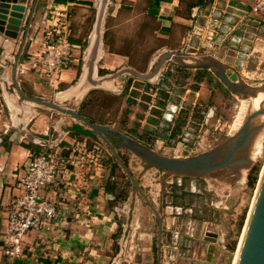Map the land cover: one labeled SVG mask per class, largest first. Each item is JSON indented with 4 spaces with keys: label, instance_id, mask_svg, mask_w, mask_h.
<instances>
[{
    "label": "rangeland",
    "instance_id": "obj_1",
    "mask_svg": "<svg viewBox=\"0 0 264 264\" xmlns=\"http://www.w3.org/2000/svg\"><path fill=\"white\" fill-rule=\"evenodd\" d=\"M208 1L211 2L206 0ZM147 4L148 0L105 1L99 26L101 48L99 58L94 62L95 71H98L97 76L111 74L124 66L140 73L148 70L152 56L162 49L164 41L157 35V22L147 13ZM88 5L89 7L78 11L73 23L70 20L73 13L68 18V27L71 29L69 38L79 41L78 57H75L74 63L76 74L69 84H73L79 77L87 56V41L98 1L92 0ZM59 10L60 8L55 9ZM235 20L234 18L231 22L235 23ZM260 24L251 23L247 27L253 31L247 28L244 30L245 26L241 25L233 30L231 36L238 42L234 55L230 56L233 68L241 80L249 84L264 83V29H254L255 25L259 28ZM229 41H224L225 48H228ZM183 51H193L192 56L201 57L205 49L185 48L181 50ZM184 55L188 62H191L188 54ZM229 55L230 51L224 57L229 59ZM118 79L121 83L117 89L99 87L89 90L75 105L77 111L94 122L117 128L163 155L181 156L196 153L234 131L232 123L237 118L241 98L225 88L210 69L186 68L167 60L162 63L153 80H142L126 73L119 75ZM57 87H61L60 84ZM251 110L247 101L240 113L242 118ZM54 114L62 116L57 112ZM50 133L55 135L54 131ZM259 133L260 148L254 153H251V148L249 149L250 164L248 168L241 169L240 176H218L212 173L213 175L207 177L213 180L210 182L212 187L209 185L207 187L217 190L221 195L219 199L212 198L220 201V207L210 208L217 210L212 212L218 215L217 223L221 225L225 234L234 220V249L238 244L264 159V127ZM62 146L59 153L69 155V160L73 161L70 168L76 174H80V178H77L80 183L87 180V175H94V172L100 169L95 178H100L99 187L107 190L111 196L106 209L108 213L114 214V232L112 231L110 235L113 241L108 253L115 257L121 229L127 225L125 233L128 231L129 236L126 241L132 246L128 250L129 258L133 257L132 252L137 246L143 247L141 264H150L152 257L147 253V248L152 221L149 220L148 208L139 194L133 192L129 179L105 144L96 137L85 139L76 135L73 141L69 140V144L63 141ZM115 152L148 199L155 198L157 189H154L149 179L143 176L145 171H148L155 183L158 182V186L166 188L169 184L178 183L176 182L178 179L172 175L147 166L125 149L115 148ZM253 168L256 169L255 178L254 182L249 184L248 176ZM92 178L90 180H93ZM224 180L227 181L226 184L221 183ZM181 184L192 186L199 184L205 187V183H199L193 178L182 180ZM206 191H203L199 198L189 196L185 200L205 202L212 196L211 192ZM125 203L129 204L128 211H125ZM217 252H220L219 255ZM233 256V251L217 250L211 257L210 264H232ZM194 260L195 264H200L204 260V255H198Z\"/></svg>",
    "mask_w": 264,
    "mask_h": 264
},
{
    "label": "crops",
    "instance_id": "obj_2",
    "mask_svg": "<svg viewBox=\"0 0 264 264\" xmlns=\"http://www.w3.org/2000/svg\"><path fill=\"white\" fill-rule=\"evenodd\" d=\"M30 1L26 0V5ZM90 1L92 0H35L19 62L16 65L15 83L11 78L10 69L20 46V37L11 39L0 34V264L9 262L2 255V231L6 207L12 198L22 193L19 179L25 171L27 161L31 155L47 149L59 152L63 147V141L66 144H69V140L73 141L75 136L70 135L73 124L85 128L68 115L56 116L52 111L53 116H50L39 111L38 105L29 104L31 102L17 94L15 86L26 96L52 99L64 106H75L89 90L99 88L90 86L84 76L83 92L76 103L72 102V92L82 76V70L77 80L69 84L76 74L74 63L75 57H78L79 45V41L71 38L74 45L71 49V63L62 71L53 87L49 86L47 80L29 66L32 55L41 50L42 28L49 23V18L58 15L67 20L69 25L70 14L73 13V17L70 18L73 23L78 11L89 7ZM97 1L99 5V0ZM252 2L253 0H211V2L148 0L147 13L154 17L157 22V35L164 41L160 51L180 50L181 52L185 48L196 50L203 47L205 49L203 56H213L225 40L231 41L234 30H232L234 23L231 21L235 18L236 22L238 18L244 16ZM26 5L20 29L27 14ZM59 8V11H55ZM94 24L95 18L89 33L87 48L91 42ZM257 29H264V21ZM99 48H101L100 44ZM223 48L220 61H223L224 55L229 50L225 46ZM181 53L188 54L189 58L194 57L193 51ZM98 58L99 55L95 61ZM231 66L233 67V63ZM121 68L123 67L119 69ZM97 72L94 68V74L92 73L90 77L96 79L94 75L97 76ZM118 77L119 75L107 80ZM116 82L118 85V81ZM59 84L61 87H57ZM58 96L62 97L58 99ZM51 131H54L55 135H52ZM77 136L91 139L89 136ZM99 170L82 184L76 181L77 186L74 187L76 190L71 195V192L68 194L61 189V192L56 190L57 195L52 194L50 189L44 190V195L53 198L59 206L64 208V218L55 225L45 224L39 230L27 231L23 238L22 256L16 262L17 264H120L119 257H117L118 260L116 258L118 253L115 257L108 253L113 241L110 235L114 232V214L108 213L106 209L111 196L107 190L99 187L100 178H95L100 173ZM91 177L93 180H90ZM145 177L149 179L154 189L158 188V182L155 183L150 174L147 173ZM124 207L125 211H128L129 204L125 203ZM125 211L122 210V212ZM127 264L131 263L127 262Z\"/></svg>",
    "mask_w": 264,
    "mask_h": 264
},
{
    "label": "water",
    "instance_id": "obj_3",
    "mask_svg": "<svg viewBox=\"0 0 264 264\" xmlns=\"http://www.w3.org/2000/svg\"><path fill=\"white\" fill-rule=\"evenodd\" d=\"M105 1L99 0L93 30V40L90 42L84 62V65L87 67L85 77L90 86L99 87V84L104 80L123 73L149 81L156 75L162 63L169 60L186 68L210 69L225 88L231 93L239 95L241 100L248 101L253 99L258 93L264 95V83L249 84L242 81L231 66L232 60L230 56L234 55L235 48L238 46V42L233 38V40L231 39L227 43V49L229 50H227L226 54L230 51L231 55H229V59L223 58V61H220V59L222 58L221 53H223V47L226 44L224 42L218 50L220 54L215 53L213 56L190 57L191 62H188L187 57L180 51H159L152 56L149 68L144 73L137 72L130 67H123L109 76H101L98 79L91 78L90 75L93 73V65L99 48L98 28L103 15ZM34 2L35 0H31L26 5V0H0V34L11 39L20 37V46L10 69L11 78L14 83L16 65L19 62ZM25 5L27 6V14L20 29ZM247 30L253 31L250 28H247ZM15 89L21 98L38 105L40 107L39 111L50 116H53L52 111L68 115L74 120L79 121L89 130L91 135L101 140L129 179L133 192H137L152 211L154 209L149 200L142 192L137 180L130 174L127 166L118 157L115 148L127 150L142 163L168 175L207 178L214 171L222 170L223 174L221 176L231 175L232 177H238L241 174V169L248 168L250 164L248 154L251 143L257 133L264 127L263 96L258 106L248 112L242 118L241 123L236 129L228 136L221 137L212 145L190 155H163L113 126L89 121L77 111L75 106H64L54 101L26 96L17 86H15ZM239 237L236 255L235 257L233 256L234 260L232 264H264V159L257 176L253 195Z\"/></svg>",
    "mask_w": 264,
    "mask_h": 264
},
{
    "label": "built area",
    "instance_id": "obj_4",
    "mask_svg": "<svg viewBox=\"0 0 264 264\" xmlns=\"http://www.w3.org/2000/svg\"><path fill=\"white\" fill-rule=\"evenodd\" d=\"M262 21L264 0H253L244 16L234 23L232 30L241 25L246 30L251 23L257 25ZM40 45L41 50L32 55L29 66L53 87L72 59L71 49L74 45L69 38L67 20L58 15L50 17L49 23L42 28ZM71 165L73 161L69 160V155L48 149L31 155L27 161L25 171L19 179L22 193L12 198L6 207L2 255L9 261L8 264H17L21 258L23 238L27 231L39 230L45 224L55 225L63 220L64 208L43 192L45 189H50L55 195L56 190L68 194L71 192L70 195L75 192L74 187L77 186L80 174H76L70 168ZM90 176L87 175V178Z\"/></svg>",
    "mask_w": 264,
    "mask_h": 264
},
{
    "label": "flooded vegetation",
    "instance_id": "obj_5",
    "mask_svg": "<svg viewBox=\"0 0 264 264\" xmlns=\"http://www.w3.org/2000/svg\"><path fill=\"white\" fill-rule=\"evenodd\" d=\"M213 173L221 176L223 171L216 170ZM172 177L178 179L176 180L178 183L169 184L166 188L159 185L155 198H147L154 211L144 202L150 214L149 220L152 221L147 248V253L152 257L150 264H195L194 259L198 255H204V260L200 264H210L211 257L217 250L233 251L234 255L236 250L234 249L235 223L233 220L226 234L221 225L217 223L218 215L212 211H217L214 209L220 207V201L212 200V198L219 199L221 195L217 190L207 187L213 180L210 178L208 180L206 178H193L199 183H205L204 187V185L199 184L195 186L181 184L182 180L192 179L190 177L174 175ZM209 187L212 186L209 185ZM206 190L211 192L212 196L207 198L208 200L206 199L205 202L192 199L185 200L189 196L199 198ZM193 193L196 195H191ZM212 206L215 208L211 209ZM126 227L128 226L122 227L120 240L117 242L119 245L117 252L119 263L141 264L140 258L144 251L143 247L137 246L132 252L133 257L129 258L128 250L132 246L126 241L129 236L128 231L125 233ZM219 253L217 252L218 255Z\"/></svg>",
    "mask_w": 264,
    "mask_h": 264
},
{
    "label": "bare ground",
    "instance_id": "obj_6",
    "mask_svg": "<svg viewBox=\"0 0 264 264\" xmlns=\"http://www.w3.org/2000/svg\"><path fill=\"white\" fill-rule=\"evenodd\" d=\"M97 32V31H96ZM93 40V33L91 34V38H90V41H92ZM100 44V43H99ZM87 50H88V48H87ZM99 50H100V48H98V52H97V56H96V58L98 57V55H99ZM217 54H220V52L219 51H217L216 52ZM86 54H87V51H86ZM85 58H86V56H85ZM152 59V58H151ZM87 73V67L84 65L83 67H82V73H81V75L82 76H80V78L78 79V81H77V85H76V87H75V89L73 90V92H72V97H71V100H72V102L73 103H76L77 101H78V98H79V95L81 94V92H83L82 90V88L85 86V82H83V77L85 76V74ZM93 74H94V65H93ZM82 77V78H81ZM94 77L96 78V79H98V78H100V77H97V76H95L94 75ZM152 78H154V77H152ZM150 79V80H153V79ZM116 81H118V85H117V82ZM120 83H121V81H120V79H118V78H114V79H112V80H104L103 82H101L100 84H99V87H102V88H110V89H117V87L118 86H120ZM79 85V86H78ZM67 92H65V94H66ZM65 94L63 95V96H65ZM263 94L262 93H258L257 95H256V97H254L253 99H250V100H248V102H249V104H250V106H251V108L253 109V108H256L257 106H258V103H259V101L263 98ZM60 97H62V96H58L57 98L59 99ZM246 103H247V101H245V100H241V105H240V107H239V110H238V115H237V118H236V120L232 123V128L235 130L236 129V127L241 123V118H242V115L240 114L241 112H242V109H243V106L244 105H246ZM29 104H34V103H29ZM71 118V117H70ZM261 118V117H260ZM73 119V118H72ZM259 132L257 133V135L254 137V139H253V141H252V143H251V153H254V151L256 150H258V148H260V143L258 142V137H259ZM147 172L148 171H145V173L143 174V176L145 177L146 176V174H147ZM207 180H208V178H206ZM226 182L227 181H221V183H223V184H226ZM209 185H211V184H209ZM212 186V185H211ZM239 242V241H238ZM237 246H238V244H237ZM237 246H236V250H235V253H234V257H235V255H236V251H237ZM233 260H234V258H233ZM233 262V261H232Z\"/></svg>",
    "mask_w": 264,
    "mask_h": 264
},
{
    "label": "trees",
    "instance_id": "obj_7",
    "mask_svg": "<svg viewBox=\"0 0 264 264\" xmlns=\"http://www.w3.org/2000/svg\"><path fill=\"white\" fill-rule=\"evenodd\" d=\"M102 72V71H100ZM82 115V114H81ZM84 116V115H83ZM86 117V116H85ZM87 118V117H86ZM89 121L94 122L93 120H91L90 118H87ZM72 132L70 133V135L76 136V135H81V136H89L91 138H94L93 135L90 134L89 130H87L86 128H82V126L78 125V124H73L72 127ZM123 162V161H122ZM124 164V163H123ZM255 168H253L251 170V173L248 176V182L249 184H252L254 182V178H255Z\"/></svg>",
    "mask_w": 264,
    "mask_h": 264
}]
</instances>
